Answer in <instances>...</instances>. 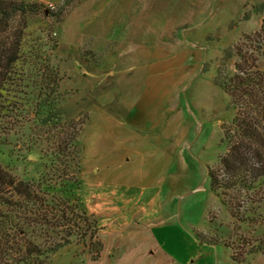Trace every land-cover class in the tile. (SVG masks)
I'll list each match as a JSON object with an SVG mask.
<instances>
[{
	"label": "rangeland",
	"instance_id": "1",
	"mask_svg": "<svg viewBox=\"0 0 264 264\" xmlns=\"http://www.w3.org/2000/svg\"><path fill=\"white\" fill-rule=\"evenodd\" d=\"M25 1L41 5L26 52L53 53L63 76L53 119L85 122V174L57 171L31 119L0 134V164L51 196H80L104 246L94 261L89 236L71 237L49 264H264V178L217 195L209 177H225L226 136L249 100L215 80L236 76L245 55L264 71V0ZM122 100L134 106L124 111ZM79 177L110 191L91 200ZM98 202L121 209L100 211Z\"/></svg>",
	"mask_w": 264,
	"mask_h": 264
},
{
	"label": "trees",
	"instance_id": "2",
	"mask_svg": "<svg viewBox=\"0 0 264 264\" xmlns=\"http://www.w3.org/2000/svg\"><path fill=\"white\" fill-rule=\"evenodd\" d=\"M40 7L25 0H0V134L11 133L31 119L34 136L44 141L42 146L47 143L52 147V164L66 177L69 165L82 173L85 149L80 138L85 122L53 119L63 100V76L52 64L53 53L25 50L28 20ZM263 34L264 26L257 36ZM255 63L256 59L245 55L243 65L235 66L236 76L219 72L215 80L232 96L243 89L242 96L249 97L234 120V134L226 136L228 154L220 157L225 177L209 170L212 191L217 195L264 178V71ZM49 190L50 186L20 180L0 164V207L5 211L0 213V264H49L58 251L70 245L68 240L78 235L89 236L91 255L99 261L104 246L97 220L79 198L51 196ZM57 230H62L65 238L48 242L51 234L59 235ZM196 236L204 244L215 245L199 233Z\"/></svg>",
	"mask_w": 264,
	"mask_h": 264
},
{
	"label": "crops",
	"instance_id": "3",
	"mask_svg": "<svg viewBox=\"0 0 264 264\" xmlns=\"http://www.w3.org/2000/svg\"><path fill=\"white\" fill-rule=\"evenodd\" d=\"M115 68V67H114ZM113 72L115 73V77H116V72H115V70L113 69ZM114 77V78H115ZM121 106V108L120 109H122V110H124V111H129V109H130V107L131 106H134L133 104H132V102H130V101H123L122 100V102H118ZM116 112V111H115ZM121 111L120 110H118L117 111V113H120ZM117 113H113V114H111V116H112V118L114 119V120H116V121H120V122H122L123 123V120H126L125 118H123L122 117V115L121 114H117ZM72 116V115H71ZM84 160V159H83ZM84 165H81V171H82V175H84L85 174V171H84ZM99 171L96 169V171H95V173H98ZM80 177H81V175H80ZM80 183L81 184H83L84 185V187L86 186V184H87V186H88V190H89V197H91V200L93 199V200H95L96 198L97 199H99L98 197H103L102 195H103V193H106V191H110L109 189H110V185L108 184V183H104V184H102L101 182H92V181H85V179H82V178H80ZM82 185V186H83ZM84 187H83V189H84ZM81 189H82V187H81ZM81 189H79L80 191H81ZM112 191H113V189H112ZM111 191V192H112ZM116 191H117V193H119V198H118V200L119 201H122L123 199H124V197H123V194H122V189H116ZM104 195H106V194H104ZM78 198H80L81 199V197L79 196ZM103 200V199H102ZM83 201V200H82ZM81 201V202H82ZM125 202V201H124ZM82 203H84V202H82ZM85 204V203H84ZM97 206H98V208H101L100 209V211H104V212H106V211H110V213L112 214V213H114V212H118L121 208L118 206V205H115L114 207H109L107 204H104V203H102V204H100L99 202L97 203ZM85 208V207H84ZM86 210V209H85ZM87 211V210H86ZM88 214L90 213V212H87ZM91 214V213H90ZM89 214V215H90ZM118 215V214H117Z\"/></svg>",
	"mask_w": 264,
	"mask_h": 264
}]
</instances>
